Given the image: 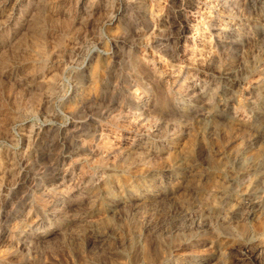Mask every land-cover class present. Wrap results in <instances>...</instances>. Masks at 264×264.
I'll return each mask as SVG.
<instances>
[{"label": "rangeland", "instance_id": "rangeland-1", "mask_svg": "<svg viewBox=\"0 0 264 264\" xmlns=\"http://www.w3.org/2000/svg\"><path fill=\"white\" fill-rule=\"evenodd\" d=\"M263 36L254 0H0V264H126L128 247L130 264L255 258ZM209 99L219 137H202L199 118L177 139L168 110H207ZM188 146L201 154L193 165L167 169ZM257 155L263 168L251 177L215 185L238 169L213 162ZM146 156L157 162L144 166ZM107 207L117 208L108 219L94 216Z\"/></svg>", "mask_w": 264, "mask_h": 264}, {"label": "bare ground", "instance_id": "bare-ground-1", "mask_svg": "<svg viewBox=\"0 0 264 264\" xmlns=\"http://www.w3.org/2000/svg\"><path fill=\"white\" fill-rule=\"evenodd\" d=\"M246 1H248V0H246ZM255 1V3H257V4H260L261 6H262V9L264 10V1L263 0H254ZM246 3V2H245ZM6 6V5H5ZM150 7V6H149ZM246 7V6H245ZM197 10V9H196ZM9 15V14H8ZM240 16V15H239ZM247 18V17H246ZM234 19V18H233ZM248 21V20H247ZM215 25V24H214ZM253 25V24H252ZM173 26V25H172ZM256 26V25H255ZM208 28V27H207ZM219 28V27H218ZM232 28V27H231ZM256 28H257V26H256ZM259 28V27H258ZM249 32V31H248ZM255 34H257V33H255ZM243 35H244V33H243ZM261 37V36H260ZM263 38H264V36H263ZM227 39V38H226ZM261 41H262V39H261ZM186 42V41H185ZM219 43V42H218ZM217 43V44H218ZM40 47V46H39ZM235 48V47H234ZM234 50V49H233ZM236 50V49H235ZM227 52V51H226ZM213 53V52H212ZM225 54V53H224ZM215 55V54H214ZM220 57V56H219ZM211 58V57H210ZM215 59V58H214ZM263 59V58H262ZM239 60V59H238ZM25 61V60H24ZM228 66V65H227ZM253 66V65H252ZM181 70V69H180ZM249 73V72H248ZM245 75H247V74H245ZM261 77V76H260ZM257 79V78H256ZM254 81V80H253ZM258 82V81H257ZM167 90L169 91L170 89L169 88H167ZM183 90V89H182ZM235 93V92H234ZM161 96V95H160ZM196 96V95H195ZM141 98V97H140ZM210 98V97H209ZM145 100V99H144ZM162 101V100H161ZM160 101V102H161ZM164 101H166V100H164ZM239 101V100H238ZM154 102V101H153ZM163 102V101H162ZM164 103V102H163ZM164 105H167V104H165L164 103ZM204 105H206L207 106V110L205 109V108H197V107H193V106H190L188 109H180L179 107H178V105L176 106V107H171L168 111L170 112H168L169 113V115L170 116H174V117H178V120H177V124H178V126H177V139H182L184 136H186V133H185V131H184V129H187L188 128V125H190L193 121H197L196 119H201L203 122H205L204 123V130H203V134L201 135L202 137H204V138H212L213 137V135H214V137H215V135H216V132H215V129L213 128V123H218L219 122V120L221 119V118H217V115L214 113V109H215V107H214V103H212V99H209V101H207L206 100V104H204ZM220 105V104H219ZM85 106V105H84ZM205 106V107H206ZM233 106V105H232ZM72 109V108H71ZM235 111V110H234ZM139 113V112H138ZM143 113V112H142ZM263 113V112H262ZM229 114V113H228ZM264 115V114H263ZM148 116V115H147ZM163 117V116H162ZM198 122V121H197ZM229 122V121H228ZM197 124V123H196ZM196 124H194L193 125V123L191 124V125H193V126H198V125H196ZM203 124V123H202ZM215 124V125H216ZM161 125V124H160ZM214 125V126H215ZM192 126V127H193ZM147 127V126H146ZM183 127H185L184 129H183ZM195 127H193V129L195 128ZM200 127H201V125H200ZM221 127V126H220ZM175 128V127H174ZM255 128V129H254ZM253 128V133H254V136L253 137H251V138H253V140L251 141V144H254V146H255V144H256V140H257V136H262V134H264V125L263 126H260L258 129H256V127H254ZM197 129V128H196ZM201 129V128H200ZM199 129V130H200ZM237 129V128H236ZM135 130V129H134ZM221 130V129H220ZM190 131V129L188 130V132ZM175 132V131H174ZM187 132V133H188ZM239 133V132H238ZM250 133V132H249ZM152 134V133H151ZM189 134V133H188ZM219 134V133H218ZM216 135L217 136V138L219 137V135ZM235 134V133H234ZM191 135V134H190ZM188 136V135H187ZM197 136V135H196ZM252 136V135H251ZM211 140V139H210ZM212 140H214V139H212ZM211 140V141H212ZM259 140V139H258ZM216 141V140H215ZM214 141V142H215ZM192 143V142H191ZM203 143V142H202ZM260 143V142H259ZM197 144V143H196ZM104 145V144H103ZM199 145V144H198ZM201 145V144H200ZM210 145V144H209ZM143 146V145H142ZM208 146V145H207ZM253 146V145H252ZM111 147V146H110ZM159 147V146H158ZM188 147H190V146H188ZM202 147V146H201ZM206 147V146H205ZM211 147V146H210ZM156 149V148H155ZM169 149H171V148H169ZM206 149H207V147H206ZM163 151H166V148L164 149H162ZM208 150V153H209V149H207ZM107 151V150H106ZM162 151V152H163ZM140 152V151H139ZM144 152V151H143ZM171 152V151H170ZM197 152V151H196ZM207 152V151H206ZM210 152H211V150H210ZM235 153H236V151H235ZM160 154V153H159ZM168 154H169V152H168ZM195 149L193 148V147H190L188 150H186V151H183L182 152V155H180L181 156V158L179 159V160H177V161H174V162H172V163H168L169 165H167V169H179V167H182V166H186V165H189V166H191L190 164H192L193 165V163H194V159H195V161L197 160L196 158H198V154H200V153H197V154H195ZM243 154V153H242ZM135 155H137V154H135ZM176 155H177V153H176ZM201 155V154H200ZM230 155V154H229ZM245 155H247V154H245ZM24 156V155H23ZM195 156V157H194ZM197 156V157H196ZM242 156V155H241ZM261 156V155H260ZM260 156L258 157V155H257V159L255 158V159H253V160H245L244 162L242 161V163L239 161V162H237L238 161V159H237V161L235 160V161H233L232 162V160H228V161H225V162H223L222 164H221V162L218 164V163H215V162H213V164H216L217 165V169L220 167V166H225V165H234V167H237V171H236V173H234L236 176H237V178L235 177V178H228V177H226V175H222V177L219 179V180H215L214 182H215V185L216 184H219L217 187L219 188V187H221V188H224L225 187V185H226V180L227 179H229L230 180V182H231V185H232V183L233 182H235L239 177H241L242 179H248L249 177H251L252 176V173L254 172V171H259L260 170V168H263V159H261L260 158ZM22 157V156H21ZM201 157V156H200ZM247 157H249V155L247 156ZM251 157V156H250ZM249 157V158H250ZM256 157V156H255ZM262 157V156H261ZM105 158V157H104ZM234 158V157H233ZM242 158H243V156H242ZM246 158V157H245ZM253 158H254V156H253ZM143 160H142V162L144 163V166L145 165H153V164H155L156 162H157V159H158V157H150V156H146V157H143L142 158ZM203 159V158H202ZM251 159H252V157H251ZM204 160V159H203ZM206 160V159H205ZM205 160L203 161V162H205ZM222 160V159H221ZM222 161H224V160H222ZM161 162V161H160ZM207 162H210L209 160H207ZM28 163V162H27ZM237 163V164H236ZM132 165V164H131ZM157 165V164H156ZM237 165V166H236ZM155 166V165H154ZM148 167H150V166H148ZM147 167V168H148ZM187 167V166H186ZM15 168V167H14ZM183 168V167H182ZM8 169V168H7ZM164 169H166V168H164ZM196 171V170H195ZM198 171V170H197ZM256 173H258V172H256ZM136 174V173H135ZM161 174V173H160ZM198 174V173H197ZM233 174V175H234ZM194 175V174H193ZM111 178V177H110ZM190 178H191V176H190ZM104 179V178H103ZM112 179V178H111ZM253 181V180H252ZM81 182V181H80ZM136 182V181H135ZM166 183V182H165ZM169 183V182H168ZM178 183V182H177ZM228 183V182H227ZM69 184H70V182H69ZM90 184V183H89ZM103 184V183H102ZM249 184H250V186L252 185V183H251V181L249 180ZM221 185V186H220ZM103 186V185H102ZM209 186V185H208ZM128 187V186H127ZM135 187V186H134ZM140 187V186H139ZM65 188V187H64ZM97 188V187H96ZM171 188H173V187H171ZM235 187H233V189H234ZM62 189V188H61ZM66 189V188H65ZM136 189V188H135ZM160 189V188H159ZM245 189V188H244ZM253 190V188H249L248 190H247V193H248V195H254V192L252 191ZM111 193V192H110ZM92 194V193H91ZM115 194V193H114ZM172 194V193H171ZM104 195V194H103ZM111 195V194H110ZM174 195V194H173ZM211 196V195H210ZM224 196V195H223ZM123 197V196H122ZM170 197V196H169ZM103 198V197H102ZM117 198V197H116ZM173 198V197H172ZM211 198V197H210ZM224 198V197H223ZM104 199V198H103ZM120 199V198H119ZM251 199V198H250ZM206 200V199H205ZM259 200V199H258ZM262 200V199H261ZM241 201V200H240ZM212 202V201H211ZM245 202H248L247 200H245ZM259 202V201H258ZM262 202V201H261ZM260 202V203H261ZM93 203V202H92ZM120 203V202H119ZM209 203V202H208ZM215 203H217V202H215ZM112 205V204H111ZM117 205V204H116ZM149 205V204H148ZM213 206H214V204H212ZM261 205H263V204H261ZM109 206V205H108ZM129 206V205H128ZM197 206V205H196ZM217 206V205H216ZM243 206V205H242ZM106 207V206H105ZM111 207V206H110ZM131 207H132V205H131ZM161 207V206H160ZM249 207V206H248ZM247 207V208H248ZM142 208V207H141ZM243 208V207H242ZM246 208V209H247ZM83 209V208H82ZM103 209V208H102ZM117 208L115 207H112V208H106V209H104V210H102V211H99V213L96 215V214H94V216H96V217H99V219H108V217L110 216V214H112V213H114L115 212V210H116ZM99 210V209H98ZM97 210V211H98ZM144 210V209H143ZM190 210V209H189ZM198 210V209H197ZM200 210V209H199ZM233 210V209H232ZM252 210V209H251ZM57 211V210H56ZM72 211V210H71ZM176 211V210H175ZM191 211V210H190ZM201 211V210H200ZM246 211V210H245ZM244 211V212H245ZM248 211V210H247ZM119 213H121V212H119ZM221 213V212H220ZM242 213V212H241ZM250 213H252V212H250ZM147 215V214H146ZM149 215V214H148ZM182 215V214H181ZM199 215V214H198ZM232 215V214H231ZM135 216V215H134ZM189 216V215H188ZM26 217V216H25ZM59 217V216H58ZM95 217V218H96ZM112 217V216H111ZM114 217H115V215H114ZM113 217V218H114ZM219 217V216H218ZM243 217V216H242ZM30 218V217H29ZM88 219H90V218H93V215H91L90 217H87ZM118 218H120V217H118ZM189 218V217H188ZM112 219V218H111ZM115 219H117V216H116V218ZM239 219V218H238ZM181 220V219H180ZM96 221V220H95ZM109 221V220H108ZM107 221V222H108ZM113 221H115V220H113ZM32 222V221H31ZM86 222V221H85ZM91 222V221H90ZM112 222V221H111ZM119 222V221H118ZM160 222V221H159ZM185 222H186V220H185ZM100 223H101V220H100ZM181 223V222H180ZM216 223V222H215ZM229 223V222H228ZM260 223V222H259ZM86 224H89V223H87L86 222ZM103 224V223H102ZM116 224H118L117 222H116ZM124 224V223H123ZM96 225V224H95ZM107 225H108V223H107ZM113 225V224H112ZM121 227H122V225L121 224H119ZM140 225V224H139ZM91 226V225H90ZM89 226V227H90ZM126 226V225H125ZM130 226V225H129ZM34 227V226H33ZM93 227V226H92ZM97 227H98V225H97ZM111 227H115V226H111ZM193 227L194 226H192V228L191 229H193ZM198 227V226H197ZM263 225L262 224H260L259 225V228L261 229V230H263ZM51 227H50V225H48V224H45V225H42V226H37L35 229L36 230H40L41 231V235H43V234H45V233H47V232H49V229H50ZM103 228V227H102ZM117 228V227H116ZM116 228L114 229V228H112V229H114L115 230V232H116ZM142 228V227H141ZM140 228V229H141ZM85 229V228H84ZM94 229H96V228H94ZM134 229V228H133ZM186 229V228H185ZM188 229V228H187ZM260 229L258 230V232L260 231ZM18 230V229H17ZM93 230V229H92ZM127 230V229H126ZM168 230V229H167ZM177 230H179V229H177ZM101 231V230H100ZM99 231V232H100ZM117 231H120V230H117ZM121 231H123V230H121ZM185 231V230H184ZM254 231V230H253ZM84 232V231H83ZM95 232V231H94ZM93 232V233H94ZM115 232H113V233H115ZM262 232V231H261ZM16 233V232H15ZM24 233V232H23ZM34 233V232H33ZM52 233V232H51ZM96 233V232H95ZM93 234V237L95 236V239L98 241H100V233H99V236H98V234L96 235V234ZM98 233V232H97ZM106 233V232H105ZM169 233V232H168ZM255 233V232H254ZM91 234V233H90ZM89 234V237L91 236ZM102 234V233H101ZM103 234H104V232H103ZM102 234V235H103ZM118 234V233H117ZM122 234V233H121ZM127 234V233H126ZM39 235V234H38ZM106 235V234H105ZM5 236V235H4ZM40 236V235H39ZM38 236V237H39ZM123 236V235H122ZM131 236H132V234H131ZM139 236V235H138ZM161 236V235H160ZM103 237H105V236H103ZM40 238V237H39ZM106 238V237H105ZM111 238V237H110ZM149 238V237H148ZM177 239H178V237H176ZM189 238V237H188ZM247 238V237H246ZM245 238V239H246ZM249 238V237H248ZM36 239V238H35ZM35 239H33V240H35ZM107 239V238H106ZM112 239V238H111ZM90 240V239H89ZM92 240V239H91ZM96 240H95V242H96ZM118 240V239H117ZM93 241V240H92ZM137 241V240H136ZM139 241V240H138ZM148 242H149V240H147ZM94 242V243H95ZM104 241H102V243H103ZM115 242H117V243H119V241H115ZM114 242V243H115ZM140 242V241H139ZM151 242V241H150ZM85 243V242H84ZM88 243V242H87ZM129 243V242H128ZM137 243V242H136ZM142 243V242H141ZM20 244V243H19ZM89 244H91V243H89ZM93 244V243H92ZM123 244V243H122ZM121 244V245H122ZM139 243H137V246H139L138 245ZM101 245V244H100ZM99 245V246H100ZM116 245V244H115ZM104 246V245H103ZM117 246H119V245H117ZM132 246V245H131ZM141 246V245H140ZM139 246V247H140ZM143 247L141 248L142 249V254L144 255V256H146L147 257V255H145V253H144V249H146V248H144V245H142ZM152 246V245H151ZM85 247V246H84ZM86 247H88V246H86ZM86 247H85V249H86ZM96 247V246H95ZM104 247H106V246H104ZM122 247V246H121ZM124 247V246H123ZM134 247V246H133ZM244 247V246H243ZM107 248V247H106ZM106 248H103V249H105L106 250ZM112 248V247H111ZM110 248V249H111ZM114 248V247H113ZM238 248H242V247H238ZM245 248V247H244ZM250 248V247H249ZM258 248V247H257ZM77 249V248H76ZM75 249V250H76ZM128 249H129V251H128V254H130L129 255V258H127L126 256H124V254H123V252H122V256H124V259L127 261V263H129V262H132L131 260H130V257H133L134 256V254L137 252L136 250H134V251H136V252H131V250H130V248L128 247ZM138 249V248H137ZM252 249V248H251ZM97 250V249H96ZM99 250V249H98ZM104 250V251H105ZM117 250V249H116ZM7 251V250H6ZM86 251V250H85ZM100 251H102L103 252V250L101 249ZM147 251V250H146ZM145 251V252H146ZM205 251V250H204ZM240 251V250H239ZM251 251V250H250ZM257 251V250H256ZM84 252V251H83ZM102 252H100V253H102ZM150 252V251H149ZM222 252H224V251H222ZM235 252V251H234ZM253 252V251H252ZM255 252V251H254ZM258 254H257V256L255 257V258H252V256L251 255H249V253L247 252V251H242L241 252V256L242 257H244V259H243V261H242V263H240V264H264V259L262 258V256L264 255V245H260V247L258 248ZM97 253V252H96ZM105 253V252H104ZM104 253H102V254H104ZM118 253H119V251H118ZM198 253V252H197ZM83 254V253H82ZM98 254L99 253H97L95 256H98ZM120 255H121V252L119 253ZM118 254V255H119ZM253 254V253H252ZM100 255V254H99ZM109 255V254H108ZM178 255V254H177ZM176 255V256H177ZM105 256H106V254H105ZM160 256V255H159ZM169 256V255H168ZM118 257V256H117ZM100 259H101V256L99 257ZM99 258H98V260H99ZM119 258V257H118ZM145 258V257H144ZM221 258V257H220ZM236 258V257H235ZM95 259H97V258H95ZM114 259V258H113ZM132 259H134V258H132ZM139 259V258H138ZM148 259V258H147ZM152 259V258H151ZM217 259V258H216ZM125 260H124V262H125ZM128 260H129V262H128ZM144 260H146V259H144ZM218 260V259H217ZM240 260V259H239ZM82 261V260H81ZM95 261V260H94ZM101 261H103V260H101ZM100 261V262H101ZM118 261V260H117ZM123 261V260H122ZM204 261V260H203ZM203 261H199V263L198 264H209L210 262L208 261V260H206V262H203ZM113 262V261H112ZM119 262H121V261H119ZM167 262V261H166ZM245 262H247V263H245ZM114 263V262H113ZM126 263V264H127ZM85 264V263H84ZM102 264V263H101ZM121 264H123V263H121ZM125 264V263H124ZM130 264V263H129ZM145 264H147V262H145ZM182 264V263H181Z\"/></svg>", "mask_w": 264, "mask_h": 264}]
</instances>
